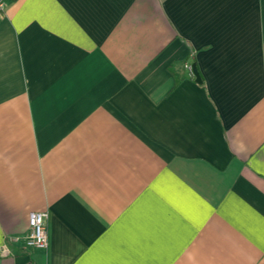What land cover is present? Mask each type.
<instances>
[{
    "label": "crops",
    "instance_id": "0c3cea01",
    "mask_svg": "<svg viewBox=\"0 0 264 264\" xmlns=\"http://www.w3.org/2000/svg\"><path fill=\"white\" fill-rule=\"evenodd\" d=\"M5 1L0 264H264V0Z\"/></svg>",
    "mask_w": 264,
    "mask_h": 264
},
{
    "label": "built area",
    "instance_id": "2783aa9c",
    "mask_svg": "<svg viewBox=\"0 0 264 264\" xmlns=\"http://www.w3.org/2000/svg\"><path fill=\"white\" fill-rule=\"evenodd\" d=\"M6 1L0 0V20L4 17L6 11ZM191 75H194L192 64L186 63ZM49 214L47 211H32L29 215L30 230L25 237L26 245L29 247H36L40 249H47L49 247V233L47 221Z\"/></svg>",
    "mask_w": 264,
    "mask_h": 264
},
{
    "label": "water",
    "instance_id": "95a60500",
    "mask_svg": "<svg viewBox=\"0 0 264 264\" xmlns=\"http://www.w3.org/2000/svg\"><path fill=\"white\" fill-rule=\"evenodd\" d=\"M193 72H194V74L196 76V81L197 82H202V78H201V75H200V73L198 71V68H197L196 64H193Z\"/></svg>",
    "mask_w": 264,
    "mask_h": 264
}]
</instances>
